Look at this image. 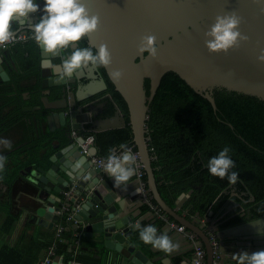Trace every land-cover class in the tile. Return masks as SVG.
<instances>
[{"label": "water", "instance_id": "1", "mask_svg": "<svg viewBox=\"0 0 264 264\" xmlns=\"http://www.w3.org/2000/svg\"><path fill=\"white\" fill-rule=\"evenodd\" d=\"M84 3L91 14L99 17V30L87 37L88 45L97 51L101 44H106L111 54V66L105 70L128 105L134 142L145 164L148 193L153 195L169 217L186 227V232H173L171 225L166 223L156 228L158 234L167 233L174 243L182 244L180 250L170 255L163 252L156 256L145 252L146 248L155 254L160 250L145 245L139 239V230L134 228L144 201L136 170L133 180L116 188L114 180L104 168L96 167L91 162L90 155H98V147L93 146L89 154L82 152L88 132L125 127L124 115L116 106L114 116L99 118L100 106L89 102L108 88L99 69L88 67L77 71L71 79H62L53 65H59L71 53L61 49L57 55H53L45 53L42 47H39L40 76L45 111L33 119L35 132L41 136L42 147L36 160L18 171L17 178L25 179L31 186L28 192L30 203L23 208V218H27L31 226L53 229L55 217H61L56 213L60 208L57 203L74 208L80 202L81 209L76 218L86 225V237L102 246L107 253H119L121 264H177L176 261L180 259L184 264H193L194 256L189 257L186 252L189 247L185 234L190 231L200 238L199 243L191 242V248L205 247L207 264H215L214 250L204 227L199 226L197 221L189 220L184 213L179 214L159 191L147 136L150 103L162 78L170 71L208 99L215 111L218 110L216 90L253 96L264 101V64H259L256 59L264 51V12L261 11L264 0H84ZM231 12L241 17L239 30L248 36V42L226 55L209 54L205 47V32L217 15ZM39 19L40 15L36 13L28 22L14 21L12 30L16 28L15 33H27L31 30L29 25ZM147 35L156 37L158 52L155 59L146 52H137L141 38ZM0 57L6 58L11 66L17 68L16 59L9 48L0 49ZM46 59L51 61L47 66L43 64ZM112 71L122 72V78L113 80ZM9 80L10 76L0 62V81ZM147 80L150 81L149 94ZM53 94L55 99H51ZM42 106L36 108L41 110ZM36 108L29 106L24 110ZM41 128L45 130L42 134ZM74 130L82 132L78 138L72 136ZM27 155L28 152L23 151L19 161L27 160ZM77 164L79 167H76ZM15 166L8 167V163H5L9 170ZM74 184L78 185V189L69 201H65L63 193ZM192 193L193 190L182 193L176 201L178 207L182 208ZM231 195L243 199V194L236 191ZM250 200L254 201L255 198ZM236 205L237 201L232 199L229 207L232 209ZM208 221L213 223L211 217H208ZM72 227L78 228V224H72ZM213 229L220 242L217 263L225 264L228 245L236 247L246 241L255 247L253 253L264 251V218L250 220L227 230H221L214 224ZM232 236L236 239L230 244L226 239ZM60 262L61 256L57 255L52 264Z\"/></svg>", "mask_w": 264, "mask_h": 264}, {"label": "trees", "instance_id": "2", "mask_svg": "<svg viewBox=\"0 0 264 264\" xmlns=\"http://www.w3.org/2000/svg\"><path fill=\"white\" fill-rule=\"evenodd\" d=\"M32 42L36 47V41L32 39ZM78 45L90 47L88 38L82 39ZM63 50L71 53L72 47ZM33 62L27 74L40 76L39 57ZM100 69L108 85L105 93L109 96L104 112L98 117L114 116L115 107L118 106L125 117L126 126L102 132L92 131L87 135L96 137V146L102 156L107 157L109 148L117 147L120 143H127L130 148L137 150L128 105L109 79L105 68ZM27 74H16L10 81L0 82V134L26 116L34 114L24 111L26 106L41 103L40 80L37 86L31 88L22 85ZM146 88L149 94V80L146 81ZM27 91L30 92V99H25ZM215 98L217 111L208 99L197 93L178 74L172 71L166 73L150 103L147 136L152 166L163 199L174 208L182 193L193 190L186 205L191 207V214L199 213L201 219L206 217L209 210L218 212L229 200L234 199L237 201V211L221 221L222 227H228L264 218V101L226 90H216ZM225 146L230 147L229 155L235 162V168L231 171L239 173L235 184H230L227 178L210 175L206 168L208 160L218 155ZM40 147L42 141L36 139L3 155L7 158L8 167L16 166L10 170L4 166L0 171L1 177L7 183L13 182L18 177L19 169L36 160ZM23 151H29L27 160L20 162ZM145 178L147 180V175ZM233 191L243 194V199L233 197ZM252 197L254 201H250ZM12 221L10 219V223ZM59 224L64 225V230L57 253L69 261L73 258L69 257V253L71 248L73 253L78 229L72 227L66 216L61 217ZM55 234L56 229L51 230L45 241L34 240V245L49 247ZM82 247L81 243L79 260H85ZM29 253L19 252L10 246L1 248L0 264H37L38 256L32 253L34 257H31Z\"/></svg>", "mask_w": 264, "mask_h": 264}, {"label": "clouds", "instance_id": "3", "mask_svg": "<svg viewBox=\"0 0 264 264\" xmlns=\"http://www.w3.org/2000/svg\"><path fill=\"white\" fill-rule=\"evenodd\" d=\"M41 10L37 0H0V47H6L15 38L12 30L14 21L28 22L33 14L42 11L38 22L29 25L33 32V39L45 53L57 55L59 50L75 48L70 55L65 56L58 69L62 79H71L77 71L92 67L99 69L111 66L112 57L106 44H101L97 51L90 47H77L78 43L95 34L99 30V17L89 12L84 0H43ZM264 12V9H261ZM242 19L236 12L217 15L214 23L205 32V47L209 54H228L230 50L239 49L242 43L248 42V36L241 33ZM138 53H148L155 59L157 57L156 37L147 35L141 38L137 48ZM257 62L264 64V51L257 56ZM50 59L43 61L47 66ZM122 72L112 71L111 77L115 81L122 78ZM91 139V137H89ZM0 145L11 149L12 143L7 139H0ZM109 154L104 162V171L114 180V187L120 188L127 185L134 174L136 156L127 143H120L117 147L109 148ZM119 152V154H117ZM230 147L225 146L216 156L211 157L206 168L208 173L220 179L227 178L230 184H235L239 173L231 171L235 162L229 153ZM6 157L0 155V171L4 169ZM79 167V164L76 165ZM139 230V239L145 245L164 252L167 255L180 250L179 243H174L167 233L158 234L156 227L148 225L141 227L134 225ZM236 264H264V251L251 255L240 252L231 255Z\"/></svg>", "mask_w": 264, "mask_h": 264}, {"label": "crops", "instance_id": "4", "mask_svg": "<svg viewBox=\"0 0 264 264\" xmlns=\"http://www.w3.org/2000/svg\"><path fill=\"white\" fill-rule=\"evenodd\" d=\"M37 3L39 4L40 9L42 10L44 7L43 0H37ZM37 13H39L40 17L43 14L42 11H38ZM13 29L15 32L16 28H13ZM31 32L32 31L29 30L27 33H24V32H19V33L30 35ZM32 39L33 38L29 37L26 40L14 42L13 44L6 47V48H9L11 52L14 54V57L17 63V68H14L13 66H11L10 62H8L6 58L0 57V62L4 66L5 70L8 72V75L10 76V80L14 78L16 74H19V75L27 74L32 68L33 63H34L33 61L35 60V58L37 59V56L39 57L41 61L40 48L37 45V43L35 47V44L32 42ZM39 80L41 84V76H37L33 73L32 75L27 74V76H25L22 80V85L24 87L31 88L33 86H37ZM41 91H42V88H41ZM42 97H43V93H42ZM30 98H31L30 92L29 91L25 92V99H30ZM51 99H55L54 94L51 97ZM42 105H43V102L41 98L40 104L28 105L26 107L33 106L36 108ZM44 111H45V108L43 106L41 110L36 108L32 111H26V112H34V114L26 116L21 121L14 124L12 127L7 129L5 132L0 134V139H7V140H10L12 143V147L10 150L6 149L3 145H0V155H5L12 151L18 150L22 148L23 146L27 145L28 143H30L31 141H35L36 139L42 141L40 138L41 136L37 135V133L35 132V126H34L33 119L34 117H40ZM43 132H45V130L41 128L40 133L42 134ZM25 152H29V151H25ZM134 178L135 177H131L129 181L133 180ZM30 188L31 186L25 179L17 178L15 182L7 184V182L2 177H0V249L10 246V247H14L18 249L19 252L29 251L30 252L29 255L31 257L33 256L32 253L34 254V256L35 255L38 256L37 264H41L45 256L47 255L48 247L39 248L37 245H34V240L45 241L44 240L45 237L47 236L49 232H51V230L55 229V227L61 221V217L59 218L55 217L54 219L55 224H54L53 229L40 227L37 225L31 226L28 219L23 218L22 216L23 208L28 206L30 203L29 201L30 198L28 196V192H30ZM231 204H232V199L229 200L218 212L209 210L206 217L203 219H201V217L199 216V213L191 214V211H190L191 207L187 206L186 204L182 208L178 207V205L175 204L174 208L177 209V212L179 214L184 213V215L189 220L197 221L199 226L204 227V230H206L208 227L213 228L214 224L219 226L221 230H225V229L227 230L228 228L235 226L233 225V226H228V227H222V223H221L222 219L226 218L227 215L233 214V212L237 211V209H235L237 205L233 206V208L230 209L229 205ZM57 205H59L60 208L63 206L59 203H57ZM140 208H141V214L139 217L140 222L138 219H136L135 220L136 224L140 223L142 225L141 227H147L148 225H152L158 229L163 227L166 224V222L160 219L158 215H156V213L151 209V207L145 201H143V204L140 206ZM211 212H212V216H210ZM56 213L57 215H59L58 212ZM208 217L212 218L213 223L208 221ZM230 218H232V216H230ZM10 219L13 220L11 223H10ZM247 221H250V220H247ZM175 231H177L178 233H183L173 228V232ZM86 232L84 236L82 237L83 238L82 248H83V252L85 253L84 254L85 260H79L78 259L79 255H78L77 260H76L77 264H121V261H120L121 255L119 253L114 252V251H110L109 253H107V251H104V249H102V246L100 245L98 246L92 241L90 237H86ZM185 237L187 239L186 244L189 247V249H187L186 252L189 257L194 256L195 249L194 247L191 248L190 245H191V242L199 243L200 238H198V240L196 241H191L188 238L187 234H185ZM235 239L236 238L232 236V238L228 237L226 241L231 244L232 240L235 241ZM179 245H182V244H179ZM84 247L87 248V250H85ZM202 248L205 249V247H202ZM254 251H255V247L251 246L246 241L242 242L240 246H236V247L228 245L225 250V254H226L225 264H236V261L233 260L231 257L232 254L245 252L251 255ZM71 252L72 251H70V253ZM145 252L149 254L150 256H156V255L163 253L162 251H159V252H156L155 254L149 248H146ZM57 255L59 254L57 253ZM59 256H61V262L59 264H69V261L71 259L67 261L62 255H59ZM69 257H72V256H69ZM217 261H219V258L217 259ZM176 262L177 264H184V262L181 261V259L177 260ZM215 264H220V262L215 263Z\"/></svg>", "mask_w": 264, "mask_h": 264}, {"label": "built area", "instance_id": "5", "mask_svg": "<svg viewBox=\"0 0 264 264\" xmlns=\"http://www.w3.org/2000/svg\"><path fill=\"white\" fill-rule=\"evenodd\" d=\"M33 32L30 33V35L27 34H20V33H15V38L13 41H11L6 47L9 45L13 44L14 42L17 41H23L30 38H33ZM6 47H0V49L6 48ZM74 138H78L80 135L77 131H73L72 133ZM91 137V139H89ZM96 145V137L94 135H87L85 137V141L82 144V152L84 154H89L91 148ZM133 153L136 156V163L134 165V168L136 170V178L139 181L140 187L144 193V201L151 207V209L158 215V217L162 220H164L166 223H169L172 228L177 229L180 232H186V227L184 225L178 224L176 221H172L169 217V215L164 211V209L155 201L153 195H151L149 192V187H148V182L145 178L146 176V171H145V164L142 160V157L137 150H134L131 148ZM119 154V152L117 153ZM91 162L99 168H104V162L106 161V156L102 155H90ZM78 189V185L74 184L72 187L68 188L64 193V200L69 201L72 197L73 194L76 192ZM81 209V203L77 202L74 205V208H69L65 204L57 210L58 214L63 217H67V221L74 224H78V230L75 233L76 241H75V247L73 250V258L69 261V264H77V256L79 255V251L81 248V243H82V237L84 236L86 232V225L83 223H80L79 220L76 218V215ZM56 229V234L55 237L50 244V246L47 249V255L45 256L44 260L42 261L41 264H52L55 260V257L57 256V247L58 243L62 240L61 239V234L64 230V225L59 224L55 227ZM206 234L210 237L211 245L214 250V255L216 257L215 263H217V259L220 256V242L218 239V236L214 229L212 227H208L206 230ZM188 238L191 241H196L198 240V235L190 231L188 234ZM193 264H207V251L202 248L197 246L194 251V263Z\"/></svg>", "mask_w": 264, "mask_h": 264}, {"label": "flooded vegetation", "instance_id": "6", "mask_svg": "<svg viewBox=\"0 0 264 264\" xmlns=\"http://www.w3.org/2000/svg\"><path fill=\"white\" fill-rule=\"evenodd\" d=\"M100 72L102 73L101 69L99 68ZM103 76V75H102ZM108 89V88H107ZM105 91L101 92L98 95H95L94 97H92V99L89 100V102H92L93 104H95L96 106H100L99 109V114L104 112V108L106 107V104L108 102V94L105 93ZM100 118H104V117H100ZM251 201V200H250ZM244 214V213H243Z\"/></svg>", "mask_w": 264, "mask_h": 264}]
</instances>
